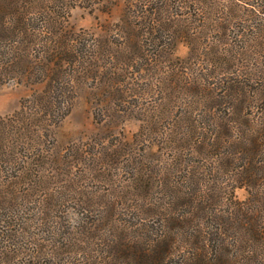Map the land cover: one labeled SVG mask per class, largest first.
I'll return each mask as SVG.
<instances>
[{"label": "trees", "instance_id": "trees-1", "mask_svg": "<svg viewBox=\"0 0 264 264\" xmlns=\"http://www.w3.org/2000/svg\"><path fill=\"white\" fill-rule=\"evenodd\" d=\"M109 1L0 0V84L43 85L0 114V264H264V41L245 36L254 51L221 72L207 0H123L107 36L70 23L76 4ZM178 41L191 55L181 71L169 65L175 86L153 65ZM85 83L140 129L55 152L51 128ZM237 184L250 187L247 200ZM70 201L92 214L87 223L58 208Z\"/></svg>", "mask_w": 264, "mask_h": 264}, {"label": "rangeland", "instance_id": "rangeland-1", "mask_svg": "<svg viewBox=\"0 0 264 264\" xmlns=\"http://www.w3.org/2000/svg\"><path fill=\"white\" fill-rule=\"evenodd\" d=\"M257 2H264V0H207L204 3L206 5H203L205 6L204 11L208 12L205 15L213 16L214 18L218 17L219 19V27L216 32L214 28L212 30L207 28L206 30L223 38V45H221L222 43L219 40L212 37L211 47L213 46L214 48L210 51L212 54L218 51L222 53V55L219 53L211 55L212 59L210 60L211 63H218V68L221 72H225L232 63H236L237 58H240V61L243 60L239 56H249L254 51V46L250 44L248 47L251 50L243 46V38L245 36L251 38L249 43L254 44L257 41H255V37L258 35L261 36L258 40L264 41V13L258 12L255 8L254 4H257ZM104 4L95 3L93 6L76 4V6L71 8L70 23L77 29L89 30L96 35H109L115 27L114 24L119 21L123 14L124 1L115 0L114 3H110L109 1L107 4ZM185 16L187 18V15ZM186 18L184 19V25L187 22ZM162 40L165 43L167 40L166 36ZM189 47L186 42L178 41L175 43V51L174 49L171 50V52L174 51L173 58L171 53L170 55L163 53L158 57L159 61L155 63L156 65H153L154 68L157 67V72H160L162 76L171 77L174 80L175 86L182 85L180 83L181 77L178 74L169 72V65L173 66V72L181 71L183 62L191 55ZM255 48L258 47L255 46ZM261 48L259 47V49ZM192 56H195L193 50ZM168 57L171 59L170 62H168ZM187 71L195 72L193 67L188 68ZM146 77L150 78V75L147 73ZM139 79L144 81L143 75ZM151 79L155 82L158 81L157 75ZM42 88L43 85L41 83L30 85L10 81L0 84V114L11 115L19 111L23 100L27 97L31 98L35 92L40 91ZM101 94V88H97L91 83L79 86L71 111L63 120L51 128L53 138L51 136L49 144L51 147H54L55 152L65 151L71 143H81L95 135L106 136L105 140H108V134L112 132L118 133L120 130L123 131V134L120 135L131 139L134 133L140 129L141 121L138 117L129 113H127L129 115L125 116L121 113V116H119L103 109L105 104L103 100L109 98H103L104 96ZM232 174L231 169L219 171V176L223 181L225 190H228L226 186L230 184L229 177ZM239 174H243V172L240 171ZM238 184L233 188L236 199L239 201L247 200L250 197V187L246 184H241L240 186ZM211 207L213 208V206ZM58 208H68V220L73 224L79 221L87 223L89 219L85 218L86 215L92 216L91 213H81L82 207L73 204L71 201L65 202ZM218 221L221 222V218Z\"/></svg>", "mask_w": 264, "mask_h": 264}]
</instances>
